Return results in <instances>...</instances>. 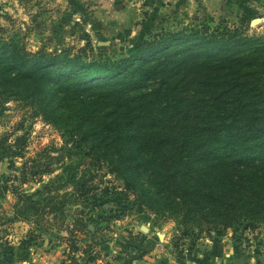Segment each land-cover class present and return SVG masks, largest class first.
Listing matches in <instances>:
<instances>
[{"label": "trees", "instance_id": "1", "mask_svg": "<svg viewBox=\"0 0 264 264\" xmlns=\"http://www.w3.org/2000/svg\"><path fill=\"white\" fill-rule=\"evenodd\" d=\"M10 100L64 130L79 152L33 191L12 182L41 175L37 165L1 175L0 199L16 202L0 210V264L19 258L9 238L17 222L30 226L21 245L64 228L74 236L90 230L96 208L127 201L94 182L89 170L102 164L140 209L166 192L192 219L264 222V40L238 26L161 27L114 57L92 46L31 50L0 23V106ZM98 248L84 252L94 260Z\"/></svg>", "mask_w": 264, "mask_h": 264}, {"label": "rangeland", "instance_id": "2", "mask_svg": "<svg viewBox=\"0 0 264 264\" xmlns=\"http://www.w3.org/2000/svg\"><path fill=\"white\" fill-rule=\"evenodd\" d=\"M224 2L222 9L207 14L201 0H0V23L17 32L31 50L92 46L96 55L114 57L126 55L161 27L238 26L264 40V0ZM69 140L56 124L33 116L17 100L8 101L0 106V178L22 177L25 162L27 168L37 165L41 175L25 174V184L20 179L12 182L19 189L35 190L60 172L70 153L77 161L79 151ZM13 162L20 169L13 170ZM90 172L99 188L128 202L96 208L90 230L74 236L64 228L21 245L30 226L11 225L9 238L19 256L15 264H264L263 221H256L253 228L242 221L227 228L197 215L192 219L166 192L156 196L152 207L140 209L142 201L126 191L107 164ZM15 202L9 193L0 199V210L11 212ZM123 206L127 209L121 214L118 208ZM92 242L100 251L94 260L84 252Z\"/></svg>", "mask_w": 264, "mask_h": 264}, {"label": "crops", "instance_id": "3", "mask_svg": "<svg viewBox=\"0 0 264 264\" xmlns=\"http://www.w3.org/2000/svg\"><path fill=\"white\" fill-rule=\"evenodd\" d=\"M201 2V8L207 14H212V12L222 9L225 4L224 0H201Z\"/></svg>", "mask_w": 264, "mask_h": 264}]
</instances>
